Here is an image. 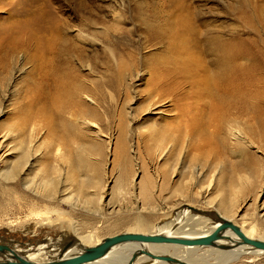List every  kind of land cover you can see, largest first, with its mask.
Instances as JSON below:
<instances>
[{
  "label": "rangeland",
  "instance_id": "1",
  "mask_svg": "<svg viewBox=\"0 0 264 264\" xmlns=\"http://www.w3.org/2000/svg\"><path fill=\"white\" fill-rule=\"evenodd\" d=\"M0 1L5 4L17 0ZM43 2L54 9L55 18L62 26L64 23L68 24L72 36L77 37L74 31L80 27L86 30L83 40L74 39L76 48L72 46L70 51L60 52L59 61L61 65L65 63L71 71L75 66L78 67V74L83 77L84 85L101 82L102 89H96L100 92V103L103 106L100 107L99 115L103 138H90L89 136L93 137L91 129L82 125L80 116L76 115V119L75 114H71V118L70 114L59 109L61 107L60 104H55L56 100H34L36 88H48L51 71L49 64L34 59L33 51L22 53L20 67L16 65L12 69L11 80L5 81L0 77V159H3L0 162L1 243H8L18 248V251L42 245L43 254L39 258L46 261L49 258L47 253H54L59 244L70 239L91 235L94 241L101 242L107 237L135 230L140 214L152 227L173 219L176 212L187 206L210 214L216 213L217 203L222 200L227 201V204L230 201L232 206V193L235 195L230 219L245 229L255 227L252 229L255 230V237H264V0H22V24L26 22L27 16L42 12ZM6 9L7 7L0 12V25L3 18L7 17ZM181 9L186 10L189 21L197 26L198 34L192 45H196L201 51L199 57L204 60L207 73L208 68L211 70L208 76L215 78L216 75V68L213 66V48L216 42L242 38L245 47L251 51V56L247 59L250 79L246 86L244 84L243 88L239 87L235 91L216 84L214 93H197L189 80H180L175 99L184 98L179 106L173 98L166 100L162 109L152 110L148 114L142 112L140 121H137L135 114H140L143 109L144 90L152 78L151 67L158 65L161 60L170 62L167 59L175 55L171 41L164 36L174 23V15L178 16L179 11L182 13ZM116 13L121 15L120 23L113 18ZM93 23L106 28L104 32L107 35L104 39L99 38L95 42L92 40L97 38L93 37ZM112 50L124 54L130 52L132 55L134 73L132 70L126 73L125 83L113 73L116 63ZM89 62L92 70L86 68L85 63ZM129 110L132 113V118H129L134 117L136 124L127 128L130 131L125 134L128 149L123 153L118 145L122 133L117 124L122 111V118L130 121L127 115ZM194 113L198 115L192 116ZM192 117L201 120L200 125L204 127L194 135L190 134L192 138H189L187 132ZM139 122L143 124L139 125ZM155 123L158 132H166L163 135L170 136L166 138L170 139L172 149V144L176 141H179L176 142L177 148L187 142L182 154L167 153L168 155L160 158L156 150L150 151L145 147L140 155L136 149L137 136L147 135L148 127H155ZM169 124L172 126H168ZM184 125L187 130L182 128ZM232 127L246 136L245 143L230 138L228 129ZM83 137L87 139L81 142L79 139ZM15 139L17 145L14 143ZM22 141L23 144L27 141L29 146L25 148ZM85 142L88 144H84ZM88 145L91 149L88 147L86 150ZM93 145L98 148L94 150ZM53 147L63 150L67 158L64 160L59 157L56 154L58 150L54 151V148V152L52 151ZM77 147L81 151L85 149V152L78 151ZM16 148L18 152L27 153L25 157L30 155L27 160L31 166L26 163L25 157H20L23 153H18ZM28 149L35 151L34 154L37 152L38 158L32 156L34 154ZM86 151H91L92 154ZM78 155H82V159H78ZM21 159L28 167H25ZM12 161L15 162L11 163ZM16 162L20 171L10 167L11 164L16 165ZM69 165L70 168H67ZM11 169L16 170L15 177L7 179L2 176ZM197 172L200 173L199 176L196 175ZM43 176L47 179L51 176L53 179L59 177L56 179L58 193L48 194L49 191H45ZM66 179L67 189L63 188ZM64 190H68V194H65H72V198L65 200L62 195ZM212 251L214 250L204 248L196 252L207 257ZM254 258L253 255L246 254L232 264H264V254L252 262Z\"/></svg>",
  "mask_w": 264,
  "mask_h": 264
},
{
  "label": "bare ground",
  "instance_id": "2",
  "mask_svg": "<svg viewBox=\"0 0 264 264\" xmlns=\"http://www.w3.org/2000/svg\"><path fill=\"white\" fill-rule=\"evenodd\" d=\"M6 7H7V9H6L7 10L6 11L7 17L5 19L3 18V23L0 25V77H2V79H4L5 81H10L12 78V69L14 67H16V65H18V67H20V57H21L22 53H27V52L33 51L34 52V54H33L34 59L42 61L45 64H49V70L51 71L50 78H49L50 82L47 84L48 88H36L34 91V100L40 101V102L41 101L46 102L49 99L56 100L57 103H55V104H60L61 108H59V109H61L65 113L70 114L69 115L70 117L72 116L71 114H75V116L74 115L73 116L76 117V119H77L78 117L76 115H79L80 118L82 119V122H81L82 125L91 129V134L93 135V137H91V136H89V137L92 139L94 138V139L98 140L99 137L103 136V131H102L101 125L99 124V119H100L99 115H101L100 114V111H101L100 107L102 105L100 103V92H98L96 89V88L102 89V86L100 84L101 82H96V83L90 82V84H87L85 82V84H87V85H84L82 83L83 77H81V75L78 74V71H79L78 67H76L74 65L75 68L71 71L70 68L68 69L66 67L65 63L61 65V61H59L60 52L66 53L67 51H70V48H72V46L74 48H76V45L74 43V41H75L74 39H80L79 41L83 40V34L86 35L85 34L86 30L82 29L83 27L82 28L80 27L81 29L79 28L78 30L74 31V32H76L77 37L72 36L73 35L71 32L72 30L69 28L68 24L64 23V25L62 26L60 24V22L55 18L54 9L51 6L47 5L46 2H43L42 6H41L42 12L41 13H33V15L27 16L25 18L26 22L24 24H22V0L12 1V2L5 3V4H4V2L0 1V12L4 11V9ZM185 12H186V10L183 9L182 13L180 11H179V14L177 13L178 16L174 15V17H176L173 21L174 23L172 22L173 24L170 26L168 33L164 36L165 39H168L171 41L173 46L170 43L169 44L172 47H174L175 55L172 56L171 58L167 59L170 62H164L161 60V62L158 65H156L154 63L155 65H153L151 67L150 70L152 73V78H151V80L149 79L150 82L148 83L147 88L144 90L143 99L145 101H143V103H142L143 109L140 112V114H137V113L135 114V117L138 118V120L135 118L137 121H140L139 116L142 114V112L148 114L152 110L159 111L160 109H162L163 108L162 105H163V103H165L166 100L173 98V101L176 100L175 103H176V105L179 106L180 105L179 103L184 98V97L183 98L178 97L177 99H175V97L177 95V90L179 89V86H180V83H178V82H181L180 80H184V79L189 80L190 83L195 87L194 91L196 90L197 93L198 92L203 93L206 91H207V93L208 92L214 93V91H215L214 88H215L216 84L223 85L225 87V89L235 91L239 87L241 88L244 84H245L244 86H246V82L249 81V79H250L249 78L251 76L250 75V67L247 64V59L251 56V51H249L250 48L245 47V41L242 38H238L235 41L228 40L227 42H223V41H217L216 42V44L214 45V48H213V53L215 54V56L213 58V61H214L213 66L216 68V72H215L216 75H215V78L208 76V73L211 70H209V68H208V73H207L206 67L203 63L204 60L202 61V59L199 57L201 51L198 50L196 45H192V44H194L193 43L194 37L198 34L197 28H196L197 26H195L191 21H189L188 15ZM172 16H173V14H172ZM113 18H115L118 21V23H120L121 15H117V13H116V15ZM98 21L99 20H97V22ZM94 24L95 23H93V25L91 24L92 27L94 26V29H92V28L91 29L93 30V37H97V38L92 39V40L94 41V40H97L99 38L104 39L105 36L107 35V34L105 35V32H104L105 31L104 29H106V28L104 27V29H103L102 26H98V25H94ZM115 25L117 26L116 23H115ZM199 38H200V36H199ZM100 40H102V39H100ZM67 47H68V49H67ZM240 48H243V49L241 50ZM55 54H57V55H55ZM203 55H201V56H203ZM112 57H113L114 62L116 63L114 66V69H113V73L118 79H121V82H123L126 79V73H128V72L130 73L131 70L133 72L134 68L131 65L132 64V55L130 52L127 54H124V53L119 52V51H118V53H116L114 50H112ZM203 58H205V57L203 56ZM69 59H70V57H69ZM69 59L67 60V62L69 61ZM76 61H77V59H76ZM79 61H80V58H79ZM101 62H103V61H101ZM85 65H87V67L86 66L85 67L88 70H92V68H91L92 65L90 64V62H89V64L85 63ZM101 66H103V65H101ZM105 67H107V65ZM104 72L107 73V71H104ZM132 72H131V74L134 73V72L133 73ZM101 73H102V71H101ZM89 74L91 75L90 72H89ZM99 75H102V74H99ZM129 77H127V78H129ZM130 79L131 78H129V81H131ZM93 80H95V78ZM102 82H103V79H102ZM124 83H125V81H124ZM223 88H221V89H223ZM223 92H224V89H223ZM56 93L59 96H57ZM224 93H226V92H224ZM229 93H230V91H229ZM229 93H228V95H229ZM195 95H196V92H195ZM54 96H56V97H54ZM112 98H113V96H112ZM62 105H64V106H62ZM213 106H215V108L217 107V105H213ZM182 108H183V105H182L181 109ZM218 108L220 109V107H218ZM121 109H123V108H121ZM130 110L127 111L128 112V114H127L128 118L129 117L132 118V115H131L132 113H130L131 112ZM209 110H211V108ZM217 111H218V109H217ZM58 112L60 113L61 111L59 110ZM122 112L120 113L121 114L120 119L118 120V124H117L118 129L121 131L122 135L118 139L119 142L118 141L117 142H118V145L121 147V150H123V153H124V152H127V149H128V147H126V144H125V140H126L125 134H126V132L128 133L130 131H128L127 128L129 127V129H130V127H132L134 124H136V121L134 120V117H133V119L129 118V120H130L129 122L126 121L127 120L126 118H122V116H123ZM196 115H198V113H194V115H192V116L196 117ZM155 117H157V115ZM177 117H180V115L179 116L177 115ZM80 118H79V120H80ZM181 118H182V115H181ZM183 118H184V116H183ZM43 119H45V118H43ZM101 119H102V116H101ZM147 121H146V123H147ZM149 121H151V120H149ZM154 121H155V119H154ZM200 121L197 118L195 119L192 117V122L190 121L191 124H189V125L187 124L189 126V129L187 132V137L192 138L191 137L192 134L194 135L198 130L200 131L201 127L202 128L204 127V125L203 126L200 125V124H202V123H200ZM202 121H204V120H202ZM39 123H41V122H39ZM39 123H38V125H39ZM168 123H170V122H168ZM141 124H143V123H141ZM141 124L139 122V125H141ZM165 124H166V122H165ZM171 124H175V123H171ZM171 124H169L168 126L171 127L172 126ZM154 125H155V127H153V125H152V128H151V126H150V128L148 127V132H147L148 134L147 135L141 136L139 134L140 136H137L135 134L137 137H139L138 138V144H137L138 148H136V149L138 150L140 155L142 153V149L145 147L147 150H150V151L156 150L158 152L160 158L164 157V155H168L169 153L171 155V153H173V152H176L177 155L182 154V152L185 150V145L187 142L182 141V142H185V144L183 143V146H181L180 148H177L178 143H176V142H179V141H176L175 143L172 144L173 148H174V149H172L171 141H169L170 139L166 138V137H170V136L165 137L163 135V133L165 134L166 132H163V133L158 132L157 124L155 123ZM142 127H143V125H142ZM170 127H169V129H170ZM183 127H185V125L182 126V128ZM2 128H4V127H2ZM41 128H43V127H41ZM83 128H81V129H83ZM159 128H161V126ZM173 128H175V127H173ZM223 128H225V127H223ZM77 130L78 129H75V131H77ZM161 130H163V129H161ZM172 130L174 131V129H172ZM186 130H187V128H186ZM84 131H86V128ZM73 132H74V129H73ZM228 132H229L228 135L231 136L230 138H232L234 140H237V141H240L243 143H245L247 140L246 136L242 132H240V130L239 131L236 130V127H235V129L233 127L230 130L228 129ZM74 133H76V132H74ZM80 133L82 135V132H80ZM190 134H191V136H189ZM6 135H8V134H6ZM11 135H12V133H11ZM173 136H174V134H173ZM75 137H77V136H75ZM185 137L186 136H184V138ZM22 138H23V136H22ZM22 138H20V141H19L20 147H21ZM16 139L14 140L15 144L17 143V142H15ZM24 139L25 138H23V140ZM84 139H87V138L83 137V139L81 138L79 140L81 141ZM73 140H71V141H73ZM26 142L27 141H25V144H23V141H22V144L25 145V148L28 145V144H26ZM84 144H86V142ZM89 145L87 146V148H85V147H83V148H85L87 150L89 147L91 149V147H90L91 145L90 146ZM30 146H32V145H30ZM54 146H56V145H54ZM65 146H66V144H65ZM73 146H74V143H73ZM94 146L95 145H93L92 147L94 148ZM194 147H195V145H194ZM25 148L23 147L22 149H25ZM54 148L55 147L52 148V151ZM70 148H72V145L70 146ZM95 148L97 149L98 146ZM95 148H94V150H96ZM188 149H189V147H188ZM16 150L18 152L17 148H16ZM28 150H30V149H28ZM28 150L27 151L25 150V151L28 152ZM55 150H58V149L55 148L54 151ZM77 150L81 151V148H78ZM62 151L63 150H61L59 148L58 153H56V154H58L59 157H62V159L65 160L67 158V156L65 157V154ZM83 151H81V152H83ZM117 151H119V150H117ZM21 152L22 151H20L18 153H21ZM30 152H31V150H30ZM33 152H35V151H33ZM33 152H31V153H33ZM53 152H51V153H53ZM66 153H67V151H66ZM87 153H89V152H87ZM87 153H86V156L88 155ZM26 154L23 153L22 155H20V157L21 156L25 157ZM36 154H37V152H36ZM36 154H34L32 156L35 157ZM53 154H55V153H53ZM89 154H92L91 151ZM131 154H133V153H131ZM140 155H139V157H140ZM153 155H155V154H153ZM29 156L30 155L28 154V157H25V160H27L29 158ZM91 156H93V155H91ZM80 157H82V155H80L78 157V159ZM134 157H135V155H134ZM141 158L142 157H140V159ZM22 159H24V158H22ZM22 159H21V161L24 162ZM69 159H72V158H69ZM80 159H82V158H80ZM88 159H91V157L88 156ZM119 159H121V158H119ZM72 160H74V159H72ZM2 161H3V159L2 160L0 159V162H2ZM76 161H77V159H76ZM83 161H85V160L83 159ZM14 162L12 161L11 163H14ZM128 162H129V160H128ZM18 163L16 165L11 164L10 167H15L17 170H19L18 169ZM26 163L27 164L29 163V165H30V162L28 160L26 161ZM26 163L25 162L23 163L25 165V167L27 165ZM78 163H79V161H78ZM166 164L168 165V163H166ZM63 165H61V166H63ZM70 165L67 168H70ZM3 166H5V165H3ZM27 167H28V165H27ZM53 168L55 169L56 166H54ZM44 169H43V172H45ZM51 169H52V167H51ZM15 171L16 170H12V169L10 171L7 170L6 171L7 173L6 172H5L6 174L3 173L2 176L3 177L5 176V178H7V179L13 178L17 174V173H15ZM60 172H62V171H60ZM40 173H41V171H40ZM51 173H54V171H52ZM69 173H71V172L69 171ZM73 173L74 172L72 171V174ZM56 174H57V172H55V175ZM196 175L199 176L200 173L197 172ZM43 177H44L43 178V187H44L45 191H49L48 194L49 193L50 194L58 193L59 191L56 189V187L58 188V186L56 185L57 184L56 179L59 177L54 178V179L52 178V176L49 179H47V177H45V176H43ZM69 177H70V175H69ZM67 179H66L64 184L62 183L64 185L63 188H66ZM59 181H61V180H59ZM31 183H33V182H31ZM31 183L29 185H31ZM231 186H233V184ZM68 190H70V189L68 188ZM68 190L62 191V195H63V197H65V200L72 198V196H71L72 194L67 196L68 193L66 191H68ZM231 191H233V190H231ZM241 191H243V190H241ZM65 192L67 194H65ZM73 192H75V191H73ZM75 194H73V195H75ZM234 195H235L234 193L231 194L232 206L230 205V201H228L229 204H227V201H225V200H222V201L217 203L218 213H220V215H222L224 218H227V219L231 218L230 215L233 212V204H234L233 196ZM212 203H214V201ZM140 212L141 211H139V214H140ZM167 218H169V217H167ZM230 220H232V219H230ZM219 223H220V221L214 219L213 214L208 213V211H207L206 215H202L200 213H196L195 211L191 210L190 207L187 206V208H184V209L176 212L175 217L173 219H170L169 221H165V222L164 221L160 222L158 225H154L152 227L149 226L145 217L140 214L139 218L135 224V228H134L135 230H129V231H127V233H140V234H145V235H149V234H151V235H163V236H170V237L194 239V238H197L199 236H203V235H207V234L211 233L212 231H214L219 226ZM253 228H255V227L252 226L251 229L242 228V230L244 231L246 236H248L249 238L260 239V240L264 241V237H258V238L255 237L256 234H255V230H252ZM77 239H79L83 245L88 246V247L89 246H95V245H98L101 243L100 241H97V242L94 241L93 236H91V235L82 236V237H79ZM1 241L2 240L0 239V243H1ZM51 242H53V241H51ZM46 244L48 245V242ZM51 244L52 243H50V245ZM53 244H52V246H55ZM224 244L232 245L231 243H224ZM41 246H39V247L37 246L38 248H35V247L34 248L33 247H31V248L27 247V249L22 248V250L19 249L20 251H18L17 250L18 248H17V249H14V251L26 260L33 261V262H45L39 258V256H41L43 254L42 253L43 247H41ZM147 248L155 254H158V255L159 254H168V255L178 256L179 258H182L185 261L190 262V263H194V264L195 263L196 264H203V262H205V263L207 262L206 264H232L236 261H239L242 258V256H244L246 254H251L255 258L262 254L261 252L255 251L248 246L237 248V249L232 250V251H220L217 249H211V250H214V251H212L213 254L209 253V255L207 257H204L202 255L197 254L196 251H199L200 249L199 250L189 249V248H182V249L179 248L178 249V247H169V246H161V245H148ZM134 250H135L134 245H131V244L121 245L119 247H116V249L112 250L106 259L98 261L94 264H126V262L129 260V258L132 255V252ZM48 251H49V249H48ZM78 251L75 250L73 253H69V255L77 254ZM58 254H59L58 250H55L54 253L53 252L47 253V256L49 258L47 260L46 259L45 260L51 261L53 259H56L58 257ZM255 258L251 261L254 262ZM6 260H8L6 256L0 255V261H6ZM210 260L212 262H214V261H217V262L212 263V262H210ZM148 262H151L152 264H166L162 261L152 260L147 256L140 257V259H138L135 264H145Z\"/></svg>",
  "mask_w": 264,
  "mask_h": 264
},
{
  "label": "water",
  "instance_id": "3",
  "mask_svg": "<svg viewBox=\"0 0 264 264\" xmlns=\"http://www.w3.org/2000/svg\"><path fill=\"white\" fill-rule=\"evenodd\" d=\"M191 210L202 215L207 212L200 211L189 206ZM214 219L220 221L219 226L211 233L199 236L194 239L170 237L163 235H145L140 233H120L107 237L95 246H85L79 239H70L58 246V257L51 261L33 262L18 255L12 245L0 243V255H4L8 260L0 261V264H94L108 257L112 250L121 245L131 244L135 246L131 257L126 264H135L142 256H147L152 260L162 261L166 264H194L185 261L178 256L168 254H155L150 251L148 245H161L169 247L189 248V249H217L220 251H232L237 248L248 246L255 251L264 254V241L246 236L239 224L233 220L224 218L220 213H212ZM236 239V240H235ZM3 241V240H2ZM224 243H231L224 244ZM75 250L77 254L69 255ZM258 252V253H259ZM196 264V263H195Z\"/></svg>",
  "mask_w": 264,
  "mask_h": 264
}]
</instances>
